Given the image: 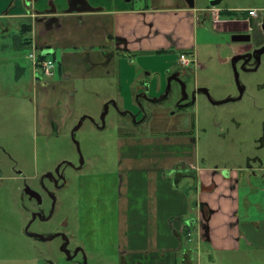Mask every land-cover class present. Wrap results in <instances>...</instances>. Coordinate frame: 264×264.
I'll return each instance as SVG.
<instances>
[{
    "label": "rangeland",
    "instance_id": "obj_1",
    "mask_svg": "<svg viewBox=\"0 0 264 264\" xmlns=\"http://www.w3.org/2000/svg\"><path fill=\"white\" fill-rule=\"evenodd\" d=\"M194 2L202 25L195 29L194 54L186 55L189 68L180 66L176 50L140 53L133 73L125 72L139 78L140 89H132L139 104L107 102L105 109L83 91V81H76L73 116L58 134L38 128L41 107L26 47L15 52L11 40L0 37V264H116L117 144L124 128L143 139L173 133L189 138L200 162L217 168L264 156V45L254 50L232 43L233 32L218 31L207 15L210 0ZM217 8L239 11L236 21L251 8L264 16V0H222ZM15 63L23 70L18 75ZM130 88L122 85L123 93ZM114 105L132 113L137 126ZM188 182L183 178L179 185ZM256 184L262 192L242 188L241 195L264 207V181ZM25 187L41 202L30 199ZM190 196L194 199V192ZM245 214L264 221V210H241V220ZM196 229L188 243L196 245L193 264H264V249L213 252L197 242Z\"/></svg>",
    "mask_w": 264,
    "mask_h": 264
},
{
    "label": "crops",
    "instance_id": "obj_2",
    "mask_svg": "<svg viewBox=\"0 0 264 264\" xmlns=\"http://www.w3.org/2000/svg\"><path fill=\"white\" fill-rule=\"evenodd\" d=\"M220 2L207 8L216 29L233 32L232 43H246L245 48L259 50L256 47L264 45L261 31L264 16L258 11L256 17H250L248 10L241 11L243 20L236 21L239 11L217 8ZM188 3L187 0H0V37L11 40L13 51L26 47L28 56L33 53L37 60L54 57L55 74L51 79L45 78L33 62L30 65L32 89L41 107L38 128L55 134L64 130L74 113L76 81H83L84 87L89 83L90 87H83V91L104 103L103 109L107 102L131 100L132 104L135 99L139 104L137 93L132 91L135 87L140 89L139 78L125 73L132 74L135 70V56L171 50L179 55L194 54L195 29L202 22L195 2L193 7ZM57 55L60 62L56 66ZM179 64L189 68L180 61ZM14 68L17 75L23 71L17 63ZM103 85L107 89L100 90ZM122 85L131 87L130 92L123 93ZM113 108L120 117H128L137 126L132 113L127 114L115 105ZM107 113L101 111L100 115ZM120 133L116 264H178V258L183 264H193L196 245L188 243L194 226L197 242L206 244L213 252L244 255L264 249V221H253L246 214L240 219L241 210H264L251 195H241L242 188L251 193L262 192L256 183L264 181V156L253 154V163L249 158L245 164L217 168L201 163L190 139L178 134L143 139L134 135L133 128H124ZM186 169L191 172L190 177L177 179L176 171ZM183 178L189 182L180 187ZM190 192H194V199ZM207 210L209 215L205 217Z\"/></svg>",
    "mask_w": 264,
    "mask_h": 264
},
{
    "label": "built area",
    "instance_id": "obj_3",
    "mask_svg": "<svg viewBox=\"0 0 264 264\" xmlns=\"http://www.w3.org/2000/svg\"><path fill=\"white\" fill-rule=\"evenodd\" d=\"M257 15H258L257 10L254 9L248 10V16L256 17ZM28 57L30 60H32L33 64L39 68L40 72L43 74L45 78L47 79L53 78L55 74V63L52 59L37 60L33 53L30 54ZM179 61L184 66L189 65V60L186 58V55L184 54L179 55Z\"/></svg>",
    "mask_w": 264,
    "mask_h": 264
},
{
    "label": "water",
    "instance_id": "obj_4",
    "mask_svg": "<svg viewBox=\"0 0 264 264\" xmlns=\"http://www.w3.org/2000/svg\"><path fill=\"white\" fill-rule=\"evenodd\" d=\"M187 1L189 2L188 4L190 7L194 6V0H187ZM220 1L221 0H211L210 5L216 6ZM24 193L28 195L30 199H35L38 203L41 202L39 194L34 190L30 189L29 187H25Z\"/></svg>",
    "mask_w": 264,
    "mask_h": 264
},
{
    "label": "flooded vegetation",
    "instance_id": "obj_5",
    "mask_svg": "<svg viewBox=\"0 0 264 264\" xmlns=\"http://www.w3.org/2000/svg\"><path fill=\"white\" fill-rule=\"evenodd\" d=\"M261 31L264 34V29L263 28L261 29ZM176 172H177L176 173V178L177 179H180V178H182L184 176L190 177V175H191V172L188 169H186V170H177Z\"/></svg>",
    "mask_w": 264,
    "mask_h": 264
},
{
    "label": "trees",
    "instance_id": "obj_6",
    "mask_svg": "<svg viewBox=\"0 0 264 264\" xmlns=\"http://www.w3.org/2000/svg\"><path fill=\"white\" fill-rule=\"evenodd\" d=\"M182 53H188L187 51H183ZM209 215V211L207 210L206 214H205V217H208Z\"/></svg>",
    "mask_w": 264,
    "mask_h": 264
}]
</instances>
